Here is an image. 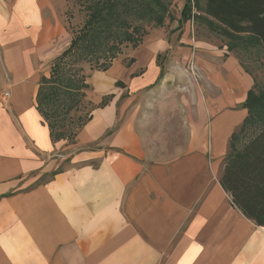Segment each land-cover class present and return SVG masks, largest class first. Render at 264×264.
Masks as SVG:
<instances>
[{
    "label": "crops",
    "instance_id": "crops-1",
    "mask_svg": "<svg viewBox=\"0 0 264 264\" xmlns=\"http://www.w3.org/2000/svg\"><path fill=\"white\" fill-rule=\"evenodd\" d=\"M67 3L0 0V264H264V226L220 181L253 74L226 44L181 37L191 47L176 44L173 58L194 50L204 96L174 115L186 140L154 159L119 105L166 75L158 59L175 32L151 37L131 64L87 77L90 119L74 143L55 141L38 93L71 43Z\"/></svg>",
    "mask_w": 264,
    "mask_h": 264
},
{
    "label": "trees",
    "instance_id": "trees-1",
    "mask_svg": "<svg viewBox=\"0 0 264 264\" xmlns=\"http://www.w3.org/2000/svg\"><path fill=\"white\" fill-rule=\"evenodd\" d=\"M81 2L87 10L85 23L72 37L68 48L53 62L50 77L41 78L38 93L39 111L49 125L55 141L72 136V130L66 132L57 129L58 119L62 113L74 107L73 104L78 101L79 96L86 97V91L91 88L86 82V77L81 83H77L73 77H65V66H68L71 57L78 56L91 62L94 58L100 59L104 56L110 61L101 63L98 70L105 71L121 52L122 44L138 46L141 39L136 34H140L141 27L132 25L130 21L133 2L142 4L133 8L134 11L142 8L148 12L149 18L153 16L152 19L159 26L164 25L163 15L166 10L158 0H81ZM198 4H201L198 10L200 14H194L193 7L196 8ZM192 17L206 24L213 33L227 38L230 42L234 41L235 46L259 44L264 47V0H193L181 25ZM229 48L235 49L234 44L230 43ZM133 61L134 58H130L127 65ZM120 84L122 83L119 82ZM255 85L249 90L243 103V107L247 108V116L240 129L231 136L230 150L220 181L231 195L233 203L245 216L257 225L264 226V91L256 92L258 90ZM64 94L73 101L72 104H67V101L61 99ZM111 98L112 95L105 96L98 107L105 106ZM94 108L95 105L92 109ZM89 119L90 116L81 127ZM238 142H241V146Z\"/></svg>",
    "mask_w": 264,
    "mask_h": 264
},
{
    "label": "rangeland",
    "instance_id": "rangeland-1",
    "mask_svg": "<svg viewBox=\"0 0 264 264\" xmlns=\"http://www.w3.org/2000/svg\"><path fill=\"white\" fill-rule=\"evenodd\" d=\"M135 1V0H134ZM150 1V0H149ZM193 0H158V3L164 5L166 13L163 15L164 25L159 26L153 18H149L148 12L140 8L136 11L135 7L142 6L137 2L131 4V24L141 27L140 34H136L141 39L138 46H132L130 43H124L120 46L121 52L113 59H124L126 62L130 59L131 54L138 48H143L145 42L151 37L167 35L172 41V44L166 52L159 55V63L162 62L165 68L166 75L158 83L150 86H135L133 85L128 90L125 89L121 96V114L129 116L135 112L137 114V126L143 135V138L151 149L152 158H163L172 156L171 152L177 146L182 144L186 139V123L184 121H176L174 115H186L189 113L188 103L194 102L197 98L204 96V77L198 72L197 64L194 62V50L188 56H180L181 58H173L178 56L174 54L175 45L190 46L188 40L179 42L181 37H189L193 43V39H204L215 42L222 46L233 43L235 49L231 50L240 60L243 66L249 70L255 78L256 92L264 91V47L259 44L255 46L238 47L234 41H229L225 37H221L202 23L198 18H191L183 25L184 17L188 15L189 4ZM136 3V4H135ZM156 6V3L152 1ZM81 0H68L66 8L67 29L72 37L81 30L87 18V10L83 7ZM201 4L193 7L197 11ZM157 7H155L156 9ZM142 12V13H141ZM180 25V26H179ZM179 26V27H178ZM178 27V28H177ZM171 36V37H170ZM171 42V39H169ZM189 42V43H188ZM84 60L73 56L65 67V77H73L77 83H81L85 77L90 76L93 71L98 70L101 63L110 61L108 58L101 56L100 59L94 58ZM112 62V63H113ZM81 93V92H78ZM62 100L67 101V104H72L73 101L63 95ZM74 107L70 111L61 114L58 119L57 129H63L66 132L73 131L72 136L65 138L70 143L75 142V137L81 128V125L86 121L93 108L89 96H79L78 101L73 104ZM63 111V110H61ZM182 131V132H181ZM241 142H238L240 145ZM74 151V149H72Z\"/></svg>",
    "mask_w": 264,
    "mask_h": 264
},
{
    "label": "built area",
    "instance_id": "built-area-1",
    "mask_svg": "<svg viewBox=\"0 0 264 264\" xmlns=\"http://www.w3.org/2000/svg\"><path fill=\"white\" fill-rule=\"evenodd\" d=\"M193 13H194V14H200V12L197 11L196 9H194ZM7 94H8V93H7Z\"/></svg>",
    "mask_w": 264,
    "mask_h": 264
}]
</instances>
